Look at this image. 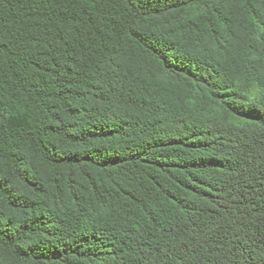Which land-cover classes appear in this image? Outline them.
Here are the masks:
<instances>
[{"label": "trees", "instance_id": "trees-1", "mask_svg": "<svg viewBox=\"0 0 264 264\" xmlns=\"http://www.w3.org/2000/svg\"><path fill=\"white\" fill-rule=\"evenodd\" d=\"M0 264H264V0H0Z\"/></svg>", "mask_w": 264, "mask_h": 264}]
</instances>
